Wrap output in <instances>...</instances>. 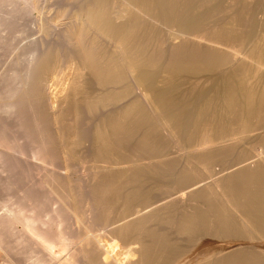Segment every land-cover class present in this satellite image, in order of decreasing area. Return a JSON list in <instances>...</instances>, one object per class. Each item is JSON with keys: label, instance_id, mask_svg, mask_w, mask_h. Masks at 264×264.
I'll return each mask as SVG.
<instances>
[{"label": "bare ground", "instance_id": "6f19581e", "mask_svg": "<svg viewBox=\"0 0 264 264\" xmlns=\"http://www.w3.org/2000/svg\"><path fill=\"white\" fill-rule=\"evenodd\" d=\"M77 2L1 76L6 264H264V0Z\"/></svg>", "mask_w": 264, "mask_h": 264}, {"label": "rangeland", "instance_id": "374dc122", "mask_svg": "<svg viewBox=\"0 0 264 264\" xmlns=\"http://www.w3.org/2000/svg\"><path fill=\"white\" fill-rule=\"evenodd\" d=\"M51 1V2H50ZM55 1V2H54ZM58 1V2H57ZM60 1L61 0H36V2H35V8H34V11L32 10V12L30 11V10H28L29 12H23L24 13V16L22 15L21 17L24 19V21H22L23 19H21V21H20V23L22 24V25H20V23H19V20H18V23H16V25L14 26V27H12V28H10L8 25H6V24H2V25H6V27L4 26V28H1V30L3 29H5L4 31L2 30H0V78H1V76H2V74H3V76L5 75L6 76V74L8 75V73L11 75V71H12V66H14L13 67V70H14V68L16 69H24L25 68V66L24 65H26L27 63H26V60H27V58H26V56L24 57V59H21V60H19L20 59V54H18L17 52L19 51V49L22 51V49H23V47L24 46H26L27 47V45H29L30 47L29 48H31V45L33 46L34 44H32V43H34L35 41H37V40H39V38H43V40L45 39L46 40V37L48 36V37H53V42L55 43V40H56V35L54 36V35H52V33L54 34L55 33V31L56 30H54L56 27H60V24H62L61 23V21H65V15L60 19V18H57V16H55L56 14H57V11L59 10V8L56 10V7H60V5H61V8L60 9H62V8H64L65 9V6L67 5V6H69L68 5V1L69 0H64V1H62L61 3H60ZM66 1V2H65ZM72 1H74V0H72ZM71 1V2H72ZM63 2H64V4H66V5H64V7H63ZM55 3H56V5H55ZM60 4V5H58V4ZM75 3L76 4H78L79 2H77V0L75 1ZM70 4V8L69 7H67L66 6V9L65 10H69V9H72L73 7H71L72 5L75 7L76 6V4L74 5L73 3H72V5H71V3H69ZM49 6V7H48ZM38 7V8H37ZM48 7V8H47ZM55 7V8H54ZM46 8V9H45ZM69 8V9H68ZM38 12H37V11ZM56 10V11H55ZM44 11V12H43ZM51 11H53V12H51ZM42 12V13H41ZM22 13V14H23ZM36 13L38 14V16L36 15ZM40 13V14H39ZM46 13V14H45ZM53 13V14H52ZM56 13V14H55ZM30 14V15H29ZM45 14V15H44ZM52 14V15H51ZM55 14V15H54ZM50 15V16H49ZM58 15V14H57ZM30 16V17H29ZM52 16L53 17H56V18H52ZM35 17H36V19H37V17L39 18L40 17V20H41V22H43V21H45V23L43 22V23H41L40 22V20L38 19L37 20V22H38V26L36 25V19H35ZM46 19H45V18ZM49 17L50 18H52V19H49ZM34 18V19H33ZM42 18V19H41ZM48 18V19H47ZM45 19V20H44ZM54 19H55V21H54ZM60 21H59V20ZM48 20H52V21H48ZM34 21V22H33ZM54 21V22H53ZM57 21V22H56ZM49 22H50V24H49ZM59 22V23H58ZM29 23V24H28ZM51 23H53V25L55 26H52V24ZM55 23H57L56 25H55ZM17 24H18V27L19 26H21V27H19V28H17ZM40 24H44V25H46L47 24V26H44L45 28H43V26H41ZM27 25V26H26ZM37 27H36V26ZM49 25H51L50 26V28H49ZM8 26V27H7ZM62 26V25H61ZM1 27V26H0ZM15 27L18 29H16L15 30ZM58 27V28H59ZM8 30H7V29ZM14 28V29H13ZM22 28V30H19V29H21ZM34 28V29H33ZM36 28H40V29H44V30H37L36 31ZM50 30H49V29ZM54 28V29H53ZM45 29H48V32H47V30L45 31ZM12 30V31H11ZM41 31H42V33H41ZM45 31V32H44ZM50 31H51V33H50ZM54 31V32H53ZM38 32V33H37ZM2 33V34H1ZM35 33V34H34ZM47 33V34H46ZM45 35V38L43 37L44 35ZM51 34V35H50ZM3 35V36H2ZM2 37V38H1ZM48 37H47V39H48ZM32 38V39H31ZM42 38L39 40V42H41V41H43L42 40ZM49 38V39H50ZM59 38V40L58 41H56V42H59V43H57V48L56 49H63L64 48V46H62L61 44V42H65L64 41V39L63 40H60V38L61 37H58ZM37 39V40H36ZM48 39V40H49ZM46 40V41H48L50 44H48V42H45V46H47V47H53V45H54V47H56L55 45H56V43L54 44L53 42H52V40ZM30 40H33L32 41V43H31V41ZM35 40V41H34ZM61 41V42H60ZM31 43V45H30V43ZM38 42V43H39ZM47 43V44H46ZM52 43H53V45H52ZM67 41H66V43H63L64 45L66 44L67 45ZM26 44V45H25ZM58 45H60V47L62 46V48H59V46ZM21 46V47H20ZM25 47V48H26ZM66 48H67V46H65ZM22 48V49H21ZM23 49V51L25 52V50H27V48L26 49ZM65 49V48H64ZM21 51L19 52V53H21ZM18 54L19 56L17 57V55L16 54ZM22 55L24 54V53H21ZM14 55V56H13ZM15 56H16V58H18V60L20 61H17V59L15 58ZM22 57V56H21ZM13 58V59H12ZM26 59V60H25ZM12 60H13V63L14 64H12ZM24 60V61H23ZM11 61V62H10ZM23 62V63H22ZM17 63V64H16ZM19 63H21V64H19ZM22 64H24L23 66H22ZM12 65V66H11ZM16 65H18V66H16ZM20 65V66H19ZM64 67L66 68V65H64ZM65 68H63V71H66L67 72V69H65ZM6 69V70H5ZM9 69L11 70L10 72H8L9 71ZM62 71V73H64ZM3 72H5V73H3ZM13 72V71H12ZM62 73H61V75H62ZM60 74L58 75V76H60V77H62ZM4 76V77H5ZM9 76V75H8ZM8 76H6V77H8ZM59 78V77H58ZM8 79V78H7ZM11 79V78H10ZM18 79V78H17ZM17 79L15 80V79H11V81H13V82H15V83H17V82H20V78H19V81H17ZM56 81V84H55V81ZM1 80L3 81L4 80V78H1ZM6 80V79H5ZM51 81V83H50V85L52 84V88H58V86H59V82H58V80L56 79V78H53L52 77V79H50ZM2 81H0V83L1 84H5V82L3 83ZM6 82H10V80H8V81H6ZM55 84V85H54ZM55 86V87H54ZM14 131H16L15 129H13ZM14 131H12V132H10V133H12V135H15L16 136V134H14L15 132ZM14 132V133H13ZM19 132V131H18ZM18 132H16L19 136V138H20V133H18ZM22 136V135H21ZM22 140V139H21ZM21 158H24V159H22V161H26L25 162V164H26V166H27V164H28V161H30L28 158H27V156H23V157H21ZM27 158V159H26ZM21 161V160H20ZM24 162L22 163V167H24L23 166V164H24ZM61 162V161H60ZM62 163V165H63V162H61ZM60 163V164H61ZM30 164V163H29ZM59 164V163H58ZM0 166H2L3 167V165H1L0 164ZM2 167H0V210H1V204L3 205V207H2V210H1V212H3V210H4V205L6 204V205H8V203L9 204H12L11 202L13 201H15V200H17V198H18V196H17V190L19 191L20 189L16 186L18 183V186L20 187L21 186V179L22 178H20V180L18 181V183L16 182L15 183V186L18 188V189H16V187L13 185H9L8 183H7V181H9L10 182V175L8 174V172H5V171H7L6 169L5 170H3L4 168H6V166L4 167V168H2ZM7 168H9V167H7ZM4 171V172H2V171ZM9 170V172H10V174L12 175V170L11 169H8ZM11 170V171H10ZM82 170V164H80V163H72V165H71V171H75V172H80ZM38 172V171H37ZM37 172H36V176L37 175H39V177L42 175L41 173H39V174H37ZM75 172H73V173H75ZM8 177H7V176ZM6 178H9V180H7ZM35 179L36 178H38V177H34ZM76 178H78L79 179V177L78 176H76V174H73L72 175V180L74 181V179L76 180ZM77 179V180H78ZM76 180V181H77ZM24 181V180H23ZM81 181V180H80ZM79 181V182H80ZM85 181V180H84ZM75 182V181H74ZM78 182V181H77ZM21 183V184H20ZM29 183H31V182H29ZM86 184V183H85ZM87 184H89V183H87ZM87 184H86V186H87ZM26 185V184H25ZM22 188L24 189V187H23V184H22ZM82 190H79L80 191V193L82 194V195H80V197H81V200H82V202H85L86 203V201H87V199L89 200V198L87 197L88 196V193L87 192H89L88 190H86V188H81ZM86 191H85V190ZM22 190V189H21ZM21 190L18 192V193H24V190H22V192H21ZM22 193V194H23ZM79 193V194H80ZM21 194V195H22ZM19 195V194H18ZM21 195H19V196H21ZM17 196V197H16ZM16 197V198H15ZM13 198H15L14 200H12ZM20 198V197H19ZM10 200H12V201H10ZM0 212V213H1ZM218 244H221V243H219L218 242ZM10 254V256L12 255V253H11V251L9 252ZM2 253H0V260L2 261V264H6V262L4 261L5 259V257L3 258V255H1ZM7 256H8V252H7ZM11 257H13V256H11ZM23 264V262H17V264Z\"/></svg>", "mask_w": 264, "mask_h": 264}, {"label": "built area", "instance_id": "2783aa9c", "mask_svg": "<svg viewBox=\"0 0 264 264\" xmlns=\"http://www.w3.org/2000/svg\"><path fill=\"white\" fill-rule=\"evenodd\" d=\"M0 264H2V261L0 260Z\"/></svg>", "mask_w": 264, "mask_h": 264}]
</instances>
